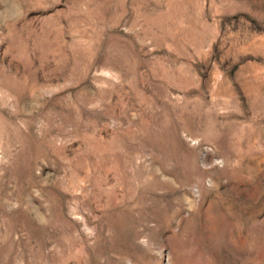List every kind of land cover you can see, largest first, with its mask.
<instances>
[{"label": "rangeland", "instance_id": "1", "mask_svg": "<svg viewBox=\"0 0 264 264\" xmlns=\"http://www.w3.org/2000/svg\"><path fill=\"white\" fill-rule=\"evenodd\" d=\"M0 264H264V0H0Z\"/></svg>", "mask_w": 264, "mask_h": 264}]
</instances>
